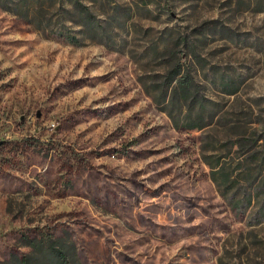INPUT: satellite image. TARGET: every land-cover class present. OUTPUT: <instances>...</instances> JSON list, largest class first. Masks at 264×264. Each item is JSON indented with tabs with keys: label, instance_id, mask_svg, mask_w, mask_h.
I'll list each match as a JSON object with an SVG mask.
<instances>
[{
	"label": "rangeland",
	"instance_id": "374dc122",
	"mask_svg": "<svg viewBox=\"0 0 264 264\" xmlns=\"http://www.w3.org/2000/svg\"><path fill=\"white\" fill-rule=\"evenodd\" d=\"M11 8L0 6V261L30 250L24 233L55 232L84 264H264L256 208L232 209L202 158L203 138L224 154L235 134L264 133V0H97L103 20L123 14L112 47L69 43ZM158 43L189 46L217 123L178 129L146 92L140 78L165 68Z\"/></svg>",
	"mask_w": 264,
	"mask_h": 264
},
{
	"label": "trees",
	"instance_id": "16d2710c",
	"mask_svg": "<svg viewBox=\"0 0 264 264\" xmlns=\"http://www.w3.org/2000/svg\"><path fill=\"white\" fill-rule=\"evenodd\" d=\"M83 1L0 0V6L15 13L16 10L11 7H25L26 14L20 15L34 23L39 31L49 28L53 35L69 43L78 45L86 38L97 37L109 46L115 40L114 26H121V10H116L111 21L103 20L92 9L97 0H87V3ZM51 5L58 9L56 16L47 14V8ZM68 20L73 24H68ZM185 43L177 50L168 44L158 43L151 47L150 50L154 52L160 49L164 51V71L158 72L157 79L152 82V76L146 77V80L140 79L146 92L168 113L176 128L203 129L217 123L218 118L211 104L214 100L202 92L200 82L187 60L189 52L186 50L189 46H185ZM121 44L115 46L116 49H120ZM235 137L225 142L227 151L224 154L213 152L210 155L207 151H215L209 147L213 138H203L202 158L210 166L211 178L229 206L239 214H247L250 208H256L252 217L259 224L264 222V152L257 151V148L260 141L264 140V133L263 138H250L243 131L235 134ZM235 159L237 162L231 170V160ZM21 240L22 245L30 250L12 251L0 264H84L70 233L59 235L50 232L35 236L24 233Z\"/></svg>",
	"mask_w": 264,
	"mask_h": 264
}]
</instances>
